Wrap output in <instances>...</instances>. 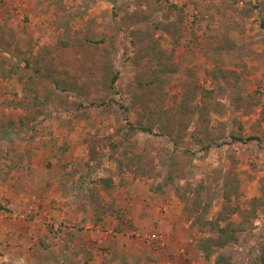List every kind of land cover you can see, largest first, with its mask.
I'll list each match as a JSON object with an SVG mask.
<instances>
[{
  "label": "rangeland",
  "instance_id": "1",
  "mask_svg": "<svg viewBox=\"0 0 264 264\" xmlns=\"http://www.w3.org/2000/svg\"><path fill=\"white\" fill-rule=\"evenodd\" d=\"M0 33V103L33 142L86 151L99 238L56 264H260L264 0H26ZM207 221L238 237L210 261Z\"/></svg>",
  "mask_w": 264,
  "mask_h": 264
},
{
  "label": "crops",
  "instance_id": "2",
  "mask_svg": "<svg viewBox=\"0 0 264 264\" xmlns=\"http://www.w3.org/2000/svg\"><path fill=\"white\" fill-rule=\"evenodd\" d=\"M25 2L3 0L0 8ZM19 116L0 103V264L61 263L59 249L77 245L71 236L99 238L97 219L88 221L86 151L65 152L49 135L33 142ZM61 224L68 226L63 233Z\"/></svg>",
  "mask_w": 264,
  "mask_h": 264
},
{
  "label": "trees",
  "instance_id": "3",
  "mask_svg": "<svg viewBox=\"0 0 264 264\" xmlns=\"http://www.w3.org/2000/svg\"><path fill=\"white\" fill-rule=\"evenodd\" d=\"M118 76L115 75L113 79L111 80V87L114 88V84L117 81ZM146 130L145 132H147ZM233 141L236 142H243L242 138H233ZM103 183H107V187H109V180L105 179L102 180ZM193 208H186V211H190ZM204 225L209 226L211 230L215 229L217 231V238L213 241H207L205 243H202L200 245L203 256L205 260L210 261L213 257V249H224L227 245L230 243H235L238 239L236 235V230H233L234 228H231L230 226L221 228L218 224H212V222H204ZM214 264H233L231 262V259L227 257L225 254H218V256L214 259ZM260 264H264V254L261 257Z\"/></svg>",
  "mask_w": 264,
  "mask_h": 264
}]
</instances>
